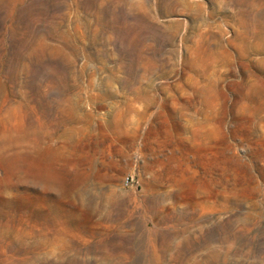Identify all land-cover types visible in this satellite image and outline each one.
Wrapping results in <instances>:
<instances>
[{"label":"rangeland","instance_id":"1","mask_svg":"<svg viewBox=\"0 0 264 264\" xmlns=\"http://www.w3.org/2000/svg\"><path fill=\"white\" fill-rule=\"evenodd\" d=\"M0 264H264V0H0Z\"/></svg>","mask_w":264,"mask_h":264},{"label":"built area","instance_id":"2","mask_svg":"<svg viewBox=\"0 0 264 264\" xmlns=\"http://www.w3.org/2000/svg\"><path fill=\"white\" fill-rule=\"evenodd\" d=\"M130 182H131V180H130L129 178H126V179H125V184H126V185L130 184Z\"/></svg>","mask_w":264,"mask_h":264}]
</instances>
